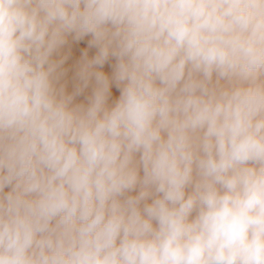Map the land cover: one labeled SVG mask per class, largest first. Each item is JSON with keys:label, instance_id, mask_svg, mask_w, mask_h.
<instances>
[{"label": "clouds", "instance_id": "1", "mask_svg": "<svg viewBox=\"0 0 264 264\" xmlns=\"http://www.w3.org/2000/svg\"><path fill=\"white\" fill-rule=\"evenodd\" d=\"M0 264H264V0H0Z\"/></svg>", "mask_w": 264, "mask_h": 264}, {"label": "rangeland", "instance_id": "2", "mask_svg": "<svg viewBox=\"0 0 264 264\" xmlns=\"http://www.w3.org/2000/svg\"><path fill=\"white\" fill-rule=\"evenodd\" d=\"M90 37H85L81 41H71L68 45L65 46L64 49H62V55H67L68 59L65 62V67L68 69L67 77L66 79L68 80V90L71 91L72 89V83H73V77L75 75L76 68L80 64L81 60L83 59V53L85 50L88 52L89 58H91L95 54V49H90L88 47V40ZM112 62H108L104 65L103 71L106 73L110 74L112 71ZM90 92V89L88 90ZM113 98L118 97L119 91L113 86ZM87 94V93H86ZM84 99V96H80L77 98V101H81Z\"/></svg>", "mask_w": 264, "mask_h": 264}]
</instances>
